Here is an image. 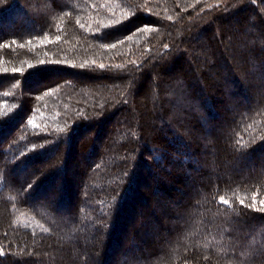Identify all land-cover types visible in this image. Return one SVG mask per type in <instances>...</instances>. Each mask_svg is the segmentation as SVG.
<instances>
[{"label": "trees", "instance_id": "1", "mask_svg": "<svg viewBox=\"0 0 264 264\" xmlns=\"http://www.w3.org/2000/svg\"><path fill=\"white\" fill-rule=\"evenodd\" d=\"M0 264H264V0H0Z\"/></svg>", "mask_w": 264, "mask_h": 264}, {"label": "rangeland", "instance_id": "2", "mask_svg": "<svg viewBox=\"0 0 264 264\" xmlns=\"http://www.w3.org/2000/svg\"><path fill=\"white\" fill-rule=\"evenodd\" d=\"M230 38H232V33H231V32H229L228 35H227V41H228V39H230ZM202 63H203V62H202ZM202 63H201V66H205V65H203ZM200 69H201V68H200ZM138 217H139V216H138ZM138 217H137V218H138Z\"/></svg>", "mask_w": 264, "mask_h": 264}, {"label": "snow or ice", "instance_id": "3", "mask_svg": "<svg viewBox=\"0 0 264 264\" xmlns=\"http://www.w3.org/2000/svg\"><path fill=\"white\" fill-rule=\"evenodd\" d=\"M101 67H103V65H101Z\"/></svg>", "mask_w": 264, "mask_h": 264}]
</instances>
